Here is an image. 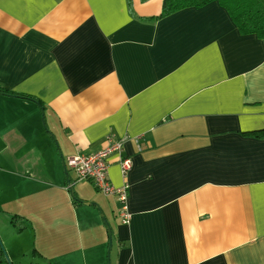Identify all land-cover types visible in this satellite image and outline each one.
<instances>
[{
	"label": "crops",
	"instance_id": "1",
	"mask_svg": "<svg viewBox=\"0 0 264 264\" xmlns=\"http://www.w3.org/2000/svg\"><path fill=\"white\" fill-rule=\"evenodd\" d=\"M162 5L0 0V86L43 103L0 93V228L31 226L37 264H264V39L217 0L158 17ZM109 136L132 167L110 156L131 220L108 195L107 253L92 213L75 237L82 201L61 213L67 177L39 182Z\"/></svg>",
	"mask_w": 264,
	"mask_h": 264
},
{
	"label": "rangeland",
	"instance_id": "2",
	"mask_svg": "<svg viewBox=\"0 0 264 264\" xmlns=\"http://www.w3.org/2000/svg\"><path fill=\"white\" fill-rule=\"evenodd\" d=\"M42 125L43 129L53 136L51 130L48 128L47 123L45 122V119H42ZM50 141L52 145H58L55 136H53L52 140ZM53 151L56 152V150ZM69 177L71 183H73V192H75V196H77L78 198L82 197L84 199L82 202H80L81 204H78L77 206L78 210L76 214L78 217H80L81 220H77L74 222L76 239L79 240V238L83 234V217L86 216V214L92 213L94 215V220L89 221L94 233V235L92 234L93 240H95L97 245H104L105 243H107V232L105 227L108 228V225L109 227H111L110 223L115 218L113 205L111 203V197H108V195L99 190L92 181L86 179L77 180L74 171H70ZM65 178L66 173L62 172L59 180H54V178H51V180H53V186L50 185L52 183L45 180L39 183L49 188H60L64 185ZM1 180L2 179L0 177V187L2 185ZM67 186H69L68 183ZM59 197L68 199L67 203H63L61 207V213H70V199H72L73 197L72 192L67 191L65 195L61 192ZM99 220L104 222L106 226H103V224H97L95 222ZM100 237L105 242L100 240ZM114 242L115 240L112 241L113 244ZM0 250L4 251V256L9 259L11 264H37V262L39 261L35 255V235L34 230L33 228H31V226L29 230H23L22 232H17L12 226L0 228ZM108 251L109 240L107 253ZM110 264H112V260L110 261Z\"/></svg>",
	"mask_w": 264,
	"mask_h": 264
},
{
	"label": "built area",
	"instance_id": "3",
	"mask_svg": "<svg viewBox=\"0 0 264 264\" xmlns=\"http://www.w3.org/2000/svg\"><path fill=\"white\" fill-rule=\"evenodd\" d=\"M116 154L123 174L132 167V161L123 153V139L108 137L106 148L94 153L78 152L65 158L66 168L74 171L77 180H90L106 195L117 196L120 207L118 215L123 223H129L131 212L128 206V186H115L109 178L110 156Z\"/></svg>",
	"mask_w": 264,
	"mask_h": 264
},
{
	"label": "trees",
	"instance_id": "4",
	"mask_svg": "<svg viewBox=\"0 0 264 264\" xmlns=\"http://www.w3.org/2000/svg\"><path fill=\"white\" fill-rule=\"evenodd\" d=\"M145 1V0H143ZM214 0H163L162 10L159 16H164L175 12L179 9L190 6H204ZM222 6L226 7L232 19L237 24L242 33H255L260 38L264 39V0H217ZM0 93L19 98H24L36 103L38 106H43V103L37 97L30 94L18 93L0 86ZM258 136H264V129L256 133ZM68 183V181H67ZM75 201H81L77 196H74ZM12 222L15 225L16 231L21 232L25 227L18 225L17 217L12 216ZM114 236V234H113ZM0 259L8 262L4 256V251L0 250Z\"/></svg>",
	"mask_w": 264,
	"mask_h": 264
},
{
	"label": "water",
	"instance_id": "5",
	"mask_svg": "<svg viewBox=\"0 0 264 264\" xmlns=\"http://www.w3.org/2000/svg\"><path fill=\"white\" fill-rule=\"evenodd\" d=\"M43 112H44V110H43ZM43 120H44V117H43ZM64 168H65V173H66L67 181H68V184H69L68 188L72 192L73 197H74L75 196V194H74L75 192H73V183H71V181H70V177H69V174H68V169L66 168V164H65V159H64ZM81 201H83V200H81ZM100 213H101V210H100ZM107 229H108V236H109V252H110V250L112 248L113 231H112V228L109 227V225H108V228ZM8 262H9V264H11V262L9 261V259H8Z\"/></svg>",
	"mask_w": 264,
	"mask_h": 264
}]
</instances>
